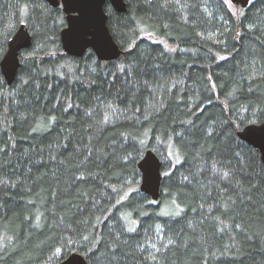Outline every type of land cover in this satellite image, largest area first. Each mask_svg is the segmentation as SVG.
Wrapping results in <instances>:
<instances>
[{"label": "trees", "instance_id": "16d2710c", "mask_svg": "<svg viewBox=\"0 0 264 264\" xmlns=\"http://www.w3.org/2000/svg\"><path fill=\"white\" fill-rule=\"evenodd\" d=\"M125 1L104 61L63 51L61 6L0 0V60L32 36L0 72V264H264V165L237 135L264 120V0Z\"/></svg>", "mask_w": 264, "mask_h": 264}, {"label": "water", "instance_id": "95a60500", "mask_svg": "<svg viewBox=\"0 0 264 264\" xmlns=\"http://www.w3.org/2000/svg\"><path fill=\"white\" fill-rule=\"evenodd\" d=\"M51 6H61L65 14V26L59 33L63 51L71 56L82 57L91 49L99 60L109 61L118 58L122 52L111 35L107 25L104 5L108 2L121 13L126 11L125 0H45ZM248 7L252 0H231ZM32 44V36L25 24H20L8 39L7 49L0 60V72L7 85L15 80L20 67V52ZM237 135L259 152L264 165V120L251 123L238 131ZM141 173L139 190L152 200L161 194V160L154 150L146 149L138 161ZM58 264H88L80 253L72 252Z\"/></svg>", "mask_w": 264, "mask_h": 264}, {"label": "rangeland", "instance_id": "374dc122", "mask_svg": "<svg viewBox=\"0 0 264 264\" xmlns=\"http://www.w3.org/2000/svg\"><path fill=\"white\" fill-rule=\"evenodd\" d=\"M164 174V173H163Z\"/></svg>", "mask_w": 264, "mask_h": 264}]
</instances>
